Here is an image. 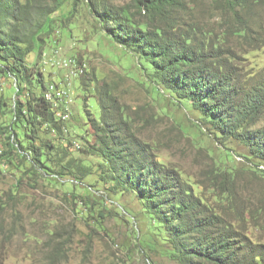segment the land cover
Wrapping results in <instances>:
<instances>
[{"label":"trees","instance_id":"1","mask_svg":"<svg viewBox=\"0 0 264 264\" xmlns=\"http://www.w3.org/2000/svg\"><path fill=\"white\" fill-rule=\"evenodd\" d=\"M65 1L0 0V78L5 75L16 84L12 86L15 92L10 107L0 94V136L9 133V150L4 148L0 157L15 148L33 166L47 167L43 156L54 163L34 144V126L44 122L56 134L67 131L62 126L65 121L54 109L56 98L43 97V92H48V82H44L40 66L31 67L26 60L35 49L37 58L42 57L43 35L53 31L56 21L52 16L62 10ZM210 1L230 15L229 32L253 42L252 8L263 4L262 0ZM131 5L112 8L104 0H92L89 6L107 37L134 57L144 75L171 100L195 112L199 126H205L222 141H237L247 149L242 156L250 160L252 167L263 166L264 71L241 79L229 64L234 56L224 43L210 31L185 23L178 16L185 12L186 0H131ZM138 15L145 20L137 21ZM65 18L61 14V19ZM84 70L78 76L83 74L84 81H94L100 117H91L85 109L94 140L87 142L83 151L96 161L61 164L62 158L57 159L60 168L56 175L70 173L82 181L97 173L107 185L106 194H125L134 199L140 208L138 217L147 221L149 229L144 233L154 243L159 241L172 264H264V244L253 243L244 233L245 206L232 180L219 194L233 213V221L195 193L176 168L156 159L154 146L140 141L132 133L128 117L118 116V109H113V85H98V80L86 77ZM83 98L85 104L86 96ZM8 114L9 120L2 121ZM17 127H22L25 144L13 141ZM50 149L54 146L50 145ZM258 194L255 211L247 212L254 218L257 213L264 214V188ZM63 245L59 243L49 253L47 264L65 257Z\"/></svg>","mask_w":264,"mask_h":264},{"label":"rangeland","instance_id":"2","mask_svg":"<svg viewBox=\"0 0 264 264\" xmlns=\"http://www.w3.org/2000/svg\"><path fill=\"white\" fill-rule=\"evenodd\" d=\"M91 1L66 0L62 10L52 16L56 21L53 31L43 35L42 57L37 58L35 49L26 60L31 67L40 66L45 83L54 80L68 84L70 101L62 106V112H68L69 118L62 123L65 132L55 134L44 122L34 126V144L54 161L48 162L43 156L47 167L33 166L15 148L0 157V264H47V256L59 243H64L66 255L53 264H172L159 241L154 243L144 233L149 229L147 221L138 217L140 208L134 199L125 194H106L107 185L97 173L82 181L70 173L56 175L60 168L57 159L62 158L61 164L96 161L83 151L86 143L94 140L85 109L98 119L100 108L94 81H84L83 74L66 80V69L44 65L54 51L60 57L74 58L76 65L85 67V76L98 80V85H113V109H118V116L128 117L132 133L153 145L156 159L176 168L195 193L229 220L233 213L226 208L219 191L232 180L245 206L244 233L253 243L264 244V214L257 213L255 218L247 214L255 211L258 191L264 188V165L258 167L262 171L252 167L250 160L242 156L247 153L243 145L233 139L222 141L206 131L205 126L198 125L195 112L171 100L144 75L136 59L107 37L89 6ZM104 2L112 8L132 7L131 0ZM262 2L252 8L253 42L229 32L230 15L216 9L210 0H186V10L178 16L217 36L234 56L229 64L245 79L264 71ZM61 14L66 18L61 19ZM136 20L142 22L145 18L138 15ZM12 86L11 78L1 76L0 94L8 107L15 92ZM9 115L2 121L9 120ZM8 134L0 136L5 151L9 150ZM21 134L22 127H17L13 141L23 144ZM246 197L253 200L246 201Z\"/></svg>","mask_w":264,"mask_h":264},{"label":"built area","instance_id":"3","mask_svg":"<svg viewBox=\"0 0 264 264\" xmlns=\"http://www.w3.org/2000/svg\"><path fill=\"white\" fill-rule=\"evenodd\" d=\"M45 65H49L51 67L64 68L68 71V74L65 78H71L73 76V72L70 71V59H66V57L57 54V51L48 55V60ZM14 84V83H13ZM48 95L50 97L56 98V114L58 118L62 121H66L69 118L68 112H62V106L67 104L69 99V94L67 91V86H62V88H55V81H48ZM16 87V84H14ZM3 145L0 143V149H2Z\"/></svg>","mask_w":264,"mask_h":264},{"label":"bare ground","instance_id":"4","mask_svg":"<svg viewBox=\"0 0 264 264\" xmlns=\"http://www.w3.org/2000/svg\"><path fill=\"white\" fill-rule=\"evenodd\" d=\"M46 55V54H45ZM67 59H70V71L73 72V76H78L80 73L83 72L84 70V67L81 66V65H76V62L73 58H67ZM45 65V64H44ZM43 69V68H42ZM43 71V70H42ZM1 75V74H0ZM66 79V78H65ZM67 80V79H66ZM15 84V82H13ZM13 84V86H14ZM65 83L63 81H60V82H55V88H62V86H65L64 85ZM43 97L44 98H47V99H52V97H50L48 95V92L44 93L43 92ZM56 100H54V109L56 110ZM58 119V118H57ZM52 130V129H51ZM3 148L0 149V155L3 153Z\"/></svg>","mask_w":264,"mask_h":264}]
</instances>
